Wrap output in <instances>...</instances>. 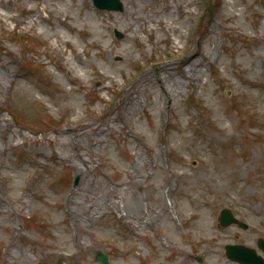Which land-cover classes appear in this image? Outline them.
<instances>
[{"label": "rangeland", "instance_id": "374dc122", "mask_svg": "<svg viewBox=\"0 0 264 264\" xmlns=\"http://www.w3.org/2000/svg\"><path fill=\"white\" fill-rule=\"evenodd\" d=\"M94 1L0 3V264H239L225 244L264 237V0Z\"/></svg>", "mask_w": 264, "mask_h": 264}, {"label": "water", "instance_id": "95a60500", "mask_svg": "<svg viewBox=\"0 0 264 264\" xmlns=\"http://www.w3.org/2000/svg\"><path fill=\"white\" fill-rule=\"evenodd\" d=\"M98 5H101L102 7L105 6L110 9H121V10L123 9V4H121L119 0H101V2H99ZM224 210H225V214L229 213L228 209H224ZM228 215H229L228 217H226V215L222 216L221 221L223 224H228L237 221L236 219L234 220L231 214ZM239 224L241 223L239 222ZM259 241H260L259 243L260 247L264 250V241L262 239H259ZM226 249H227L226 254H228L229 257H231L236 261L238 260L242 264H248V263L264 264V259H262L261 256L258 257L256 252L253 249L249 248L248 246L246 247L244 245H236V246L227 245ZM99 259H101V257H99ZM102 259L106 261L105 257Z\"/></svg>", "mask_w": 264, "mask_h": 264}, {"label": "bare ground", "instance_id": "6f19581e", "mask_svg": "<svg viewBox=\"0 0 264 264\" xmlns=\"http://www.w3.org/2000/svg\"><path fill=\"white\" fill-rule=\"evenodd\" d=\"M84 2H85V6H87L86 8H87V11H90V8H92V5H90V0H84ZM0 3H1V6L3 5V3H2V0H0ZM52 10H55V9H52ZM52 10H51V12H52ZM57 12V11H56ZM91 12V11H90ZM131 12V14H133V11H130ZM58 13V12H57ZM44 19H49V16H48V14H47V17H45ZM32 22H34V20H32ZM36 22V21H35ZM66 25V24H65ZM261 39L262 40H264V33L261 35ZM94 44L95 45H97V46H100V43L99 42H97V41H94V42H91V45H93L94 46ZM201 64H202V62L199 60V59H195V58H189L188 60H187V67H185L186 69L183 71V78L185 79V80H188V81H195L196 79H199L198 77H200V75L203 73L202 72V67H200L201 66ZM105 77H107L106 75H104ZM1 77V76H0ZM0 80H2V78H0ZM138 80H140V79H138ZM175 81L173 82V85L175 84H178L179 85V83L181 82H184V81H182L181 79L180 80H176V79H174ZM133 90H134V88H133ZM166 91L167 92H169L168 91V89H166ZM131 94L129 95V96H127V100H131ZM125 98H124V100L125 101H127ZM77 151L75 152V154L74 155H76V158H78L79 156H81V150H79V148H77L76 149ZM73 168L75 169V170H79V171H81L83 174L86 172V171H84L83 170V168L80 166V164L78 163V164H76V163H73ZM82 178H84V175H82ZM90 205V204H89ZM88 205V206H89ZM132 208H138V206H132ZM66 212L69 214V212H70V206L67 208V210H66ZM158 213H155V214H152L151 215V221H150V224H153L155 221H156V219H157V217H158ZM9 262V261H8ZM168 264V263H167Z\"/></svg>", "mask_w": 264, "mask_h": 264}]
</instances>
